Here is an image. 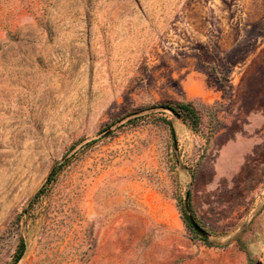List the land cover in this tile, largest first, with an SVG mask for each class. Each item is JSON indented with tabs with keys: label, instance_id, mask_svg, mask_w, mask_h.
Wrapping results in <instances>:
<instances>
[{
	"label": "rangeland",
	"instance_id": "rangeland-1",
	"mask_svg": "<svg viewBox=\"0 0 264 264\" xmlns=\"http://www.w3.org/2000/svg\"><path fill=\"white\" fill-rule=\"evenodd\" d=\"M0 264H264V0H0Z\"/></svg>",
	"mask_w": 264,
	"mask_h": 264
},
{
	"label": "trees",
	"instance_id": "trees-1",
	"mask_svg": "<svg viewBox=\"0 0 264 264\" xmlns=\"http://www.w3.org/2000/svg\"><path fill=\"white\" fill-rule=\"evenodd\" d=\"M160 107L164 109H169L174 114H178L180 119L187 126L193 129H197V127L199 126V123L201 121V115L191 102L167 103V104H161ZM23 251H24V244L21 241L14 258L15 263H17L18 260L21 258Z\"/></svg>",
	"mask_w": 264,
	"mask_h": 264
},
{
	"label": "water",
	"instance_id": "water-1",
	"mask_svg": "<svg viewBox=\"0 0 264 264\" xmlns=\"http://www.w3.org/2000/svg\"><path fill=\"white\" fill-rule=\"evenodd\" d=\"M164 109V108H163ZM169 110V109H167ZM176 118H180L178 114H174L171 110H169ZM191 225L193 227L194 230H196L197 232H201V230L198 228V226L190 219Z\"/></svg>",
	"mask_w": 264,
	"mask_h": 264
}]
</instances>
